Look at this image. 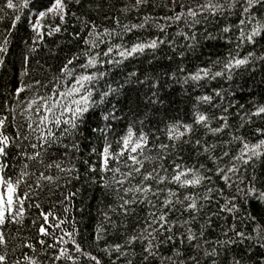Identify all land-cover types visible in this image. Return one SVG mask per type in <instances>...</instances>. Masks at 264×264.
<instances>
[{
	"label": "snow or ice",
	"instance_id": "obj_1",
	"mask_svg": "<svg viewBox=\"0 0 264 264\" xmlns=\"http://www.w3.org/2000/svg\"><path fill=\"white\" fill-rule=\"evenodd\" d=\"M79 2L80 0H76L77 4ZM172 2L175 3V0ZM146 3L147 0H135L134 3L126 4L120 11L125 13L130 9L138 11ZM225 6L229 10L236 7L240 9L241 26L248 23L253 25L250 31L241 29L239 38L242 43H252L257 36L264 35V19H261L260 13L255 11L257 8H264V0H239V2L225 0V4L220 3L219 0H203V2H194L186 9L181 5L183 12H173L171 17L165 19L180 20L182 15L186 14L193 23H197L201 16L223 13ZM66 9V0H47L46 4L39 3V0H18V2L3 0V7H0V22L6 21L5 32L12 33L17 28L18 22L25 21L32 33L29 52H33L44 42L45 36L50 37L54 33L61 32V26L66 23L68 14ZM21 12L24 13L23 16ZM57 19L58 24L48 23ZM112 19L115 20L119 31L108 27L100 31L95 24H92L91 27L84 29L88 33L87 36L74 32L73 35L80 37V41L85 45L84 49L64 57L50 78L41 68V71L45 72L42 78L33 77L30 83L21 80L9 94L11 102L5 101L0 109V264H9L11 255L17 252L19 257L11 259V264H42L40 254L47 255L46 249L54 250L48 264H56L62 258L71 261L72 264H76V261L82 258L101 264L99 258L82 251L81 245L74 236L76 232L74 218L71 229L62 226L69 223L66 217L71 203L82 192V188L73 184V181H79L80 174L78 163L70 157L69 149L79 151L75 137L85 114L110 93L118 91L109 88L107 92L99 94V100L94 98L95 83L105 75L104 72L99 71L98 66L118 65L122 60L145 49H155L162 43L159 40L138 41L129 47L115 43L113 37L122 39L123 33L143 28L144 23L121 25L117 17ZM148 19L149 17H144L145 22ZM158 27L163 29L164 26L158 25ZM223 31L228 32L229 28L225 27ZM8 42V35L0 36V63L6 60L5 53L9 51ZM101 54L103 59L100 58ZM251 55L249 53L243 58L230 56L219 71L210 72L207 68H199L190 75V79L200 81L220 77L226 70L230 78L231 71L245 65ZM23 61L27 64L29 57L24 56ZM27 75L28 69L22 65L21 76ZM22 93L27 94L22 97ZM211 99L208 95L197 97V101L208 102ZM226 112L227 109H222L220 116L212 118L226 121L227 117L223 114ZM247 116L249 120L252 116L264 118V104L254 105ZM103 118L107 120L109 113L106 112ZM112 118L116 117L112 116ZM136 123L134 119L122 130L115 149L112 148L110 139L111 126L106 124L101 131L103 144L92 147V158L85 159L83 163L86 181L93 185L99 184L105 193L114 196L116 203L108 204L107 209L102 212L104 222L111 224L113 228L116 224L110 219L111 213L115 212L126 217L132 211L130 206L147 205V215L137 226L139 231L134 229L132 234L125 235L123 244L110 245L111 249L124 256L134 246V242L143 241L142 251L146 254L144 259L147 261L153 256H159L154 241H157L160 235L169 233L164 236L162 242L173 240L177 235L180 236L181 242L185 238L189 242L199 239L191 228L186 230V237L184 233L175 232L173 224L176 222L170 220L169 214L179 204L185 212H188L190 220L195 219L194 214L198 213L203 205L198 203L200 197L195 193L190 195L187 189H195L206 180L211 182V177L204 175L200 170L205 168L204 164H201L199 169L190 167L179 162L178 155L169 158L167 160L169 166L165 167L167 150L174 149L177 142L189 143L190 139L182 140V138L191 132L194 125H200L213 134H223L227 124L219 123L217 127H209V117L197 111L191 124L177 121L169 124L165 129H159L158 131L167 135L169 143L156 144L154 140L158 137L150 138L142 130L143 121H140V129L136 128ZM95 131L96 129H93V132ZM254 131L256 134L254 142L243 135H235L229 131L231 140L223 141L225 147L219 155L214 153V145L202 142L200 139L195 141L194 146L197 154L203 149L204 154L214 165L215 175L226 186L237 187L240 199L247 202L255 200L264 204V185L257 186L255 175L256 163L264 162V127H256ZM233 143L237 145L234 152L228 149V145ZM152 147L162 151L152 155L150 154ZM226 157L228 159L225 162ZM247 166L252 167V176L247 185H244L239 173ZM233 177L239 181L238 184L234 183ZM46 190L51 195H55L57 191L60 193L55 204L47 210L42 204ZM181 190H184L183 199L178 195ZM212 192V188H206L203 200L210 202ZM219 195L223 198V203L219 206L220 213H236L238 197L224 198L223 190L219 191ZM56 205L63 209L62 214L56 209ZM246 215L254 225L251 231L256 233L257 247L264 249V224H257L255 216ZM26 219H30L31 224L26 223ZM182 223L187 224L189 221L184 220ZM12 226H16L15 231ZM25 229L34 234L29 236ZM106 231L107 229L98 223L95 229L96 240L102 239L101 234ZM231 231L240 242H249L251 247L254 239L251 233L246 235L235 226L231 227ZM224 236L226 239L217 240L216 246L212 247L211 251H204L203 255L215 257L220 248L237 242L228 237L227 231L224 232ZM17 239H20L19 243L15 242ZM10 243L11 253L8 251ZM196 247L198 248L199 245ZM105 251H108V247ZM173 252L175 256H180V252L175 248ZM73 253H79V256ZM161 259L165 258L161 257ZM166 259L170 264H177L172 257ZM188 259L195 261V257ZM127 264H131V261ZM178 264H186V262L180 260ZM231 264H243V261L233 257ZM261 264H264V260Z\"/></svg>",
	"mask_w": 264,
	"mask_h": 264
},
{
	"label": "trees",
	"instance_id": "obj_2",
	"mask_svg": "<svg viewBox=\"0 0 264 264\" xmlns=\"http://www.w3.org/2000/svg\"><path fill=\"white\" fill-rule=\"evenodd\" d=\"M134 2L135 0H80L77 4L76 0H66L68 14L66 23L61 26V32L54 33L50 37L45 36L44 42L33 52H29L32 33L25 21L18 22L17 28L12 33L5 32L6 21L0 22V36H9L7 45L9 51L5 53V62L0 63V109L5 101L11 102L9 94L21 80L30 83L33 77L42 78L45 72L50 78L64 57L84 49L85 45L80 41V37L73 35L74 32L87 36L88 33L84 29L91 27L92 24H95L100 31L105 27L119 31L112 17H117L121 25L144 23L143 28L123 33L122 39L113 37V40L125 47L138 41L159 40L162 43L158 44L157 48L138 52L122 60L118 65L98 66L99 71L104 72L105 75L95 83L94 98L99 100V94L107 92L109 88L118 91L110 93L85 114L75 137L79 151L69 149L70 157L78 163L80 174L79 181H73V184L82 188V192L71 203L66 217L69 223L62 226L71 229L74 218L76 224L74 236L81 245L82 251L99 258L101 264H127L128 261H131V264H170L167 257H172L177 264L180 260H184L186 264H231L233 257L241 259L243 264H261L264 260V249L257 247L256 233L251 231L254 225L246 214L255 216L257 224H264V204L255 200L247 202L240 199L237 187L226 186L215 175L214 165L204 154L203 149L197 154L194 145L195 141L200 139L202 142L214 145L213 151L219 155L225 147L223 141L231 140L229 131L235 135H243L254 142L255 128L264 127V118L252 116L249 120L247 116L254 105L264 104V35L257 36L252 43L240 41L241 29L250 31L253 25L251 23L240 25L241 15L238 7L229 10L225 6L223 13H209L207 16H201L197 23H193L186 14L182 15L180 20H166L165 17H171L173 12H183L181 5L186 9L194 2H203V0H175V3L172 0H147L138 11L131 9L126 13L120 11L126 4ZM219 2L225 4V0ZM39 3L46 4L47 0H39ZM0 7H3V0H0ZM255 11L260 13L261 19H264V8H257ZM21 15L23 16L24 13L21 12ZM145 16L149 17L147 22L144 20ZM48 23L58 24L59 20ZM158 25H163V29ZM225 27L229 28L228 32L223 31ZM105 39L107 41V38ZM249 53L252 55L248 58V62L232 70L230 78L226 70L220 77L200 81L190 79V75L199 68H207L210 72L219 71L230 56L243 58ZM24 56L29 57L27 64L23 61ZM100 58L103 59L102 54ZM22 65L28 69L27 76H21ZM41 68L45 72H42ZM26 94L22 93L21 96ZM204 95L211 96L212 99L208 102L197 101V97ZM155 100L159 102L153 103L152 101ZM222 109H227V112L223 113L227 120L213 119L212 117L222 114ZM197 111L209 117V127L226 123L227 127L223 134H213L200 125H194L191 132L182 138V140L190 139V142H177L174 149H168L164 164L168 167L167 160L178 155L179 162L190 167L199 169L200 165L204 164L205 168L200 170L204 175L211 177V182L206 180L195 189H187L190 195L193 193L198 195L200 197L198 203L203 205L199 212L194 214L195 219L190 220L188 212H185L179 204L169 214L170 220L176 222L173 224L175 232L184 233L186 237V230L191 228L199 239L189 242L185 238L181 242L180 236L177 235L173 240L162 242L164 236L169 234L165 233L154 241L159 256H153L146 261L144 259L146 254L142 251L143 241L134 242V246L121 256L119 252L111 249L110 245L123 244L125 235L132 234L134 229L139 231L137 226L147 215V205L130 206L132 211L126 217L115 212L111 213L110 219L115 222V228L104 222L102 212L107 209L108 204H115L116 201L114 196L105 193L99 184L93 185L86 181L83 161L92 158V147L103 144L101 131L106 124L111 126L110 139L113 149L117 146L116 141L122 130L134 119L137 122V129L141 128L140 121H143L142 130L150 138L158 137L154 143L168 144L167 135L158 130L165 129L169 124L177 121L191 124ZM106 112L109 113L107 120L103 118ZM112 116L116 118L113 119ZM93 129L96 131L93 132ZM236 146L235 143L230 144L228 149L234 152ZM160 151L162 150L152 147L150 154L155 155ZM227 159L226 157L225 162ZM239 175L244 180V185H247L252 176V167L241 169ZM255 175L257 186L264 185V162L256 163ZM233 181L235 184L239 183L235 177ZM171 187L176 186L171 185ZM206 188L213 189L210 202L203 200ZM220 190H223L224 198L238 197L236 213H220L219 206L223 203V198L219 195ZM183 191L178 193L181 199H183ZM59 195L58 191L55 195H51L46 190L45 199L42 201L43 208L47 210L54 205ZM56 209L63 213L59 205H56ZM234 216L236 218H233ZM184 220H188L189 223L183 224ZM26 223L31 224V220L26 219ZM98 223L107 231L102 233L103 238L97 241L95 229ZM232 226L244 231L246 235L251 233L254 238L251 247L249 242H240L239 238L234 236L231 231ZM12 228L15 231L16 226ZM24 231L29 236L34 234L28 229ZM225 231L228 237L237 242L220 248L215 257L203 255L204 251H211V248L216 246L217 240L226 239ZM15 242L19 243L20 239ZM196 245L199 247L197 248ZM66 246L71 247V245ZM106 247L108 251H105ZM173 248L180 252V256L174 255ZM8 251L11 253V243ZM45 251L47 255L40 254L42 264H48L54 250ZM73 255L79 256V253ZM18 257L19 252L11 255V259ZM161 257L165 259L162 260ZM189 257H195V261L189 260ZM56 264H72V262L62 258ZM76 264H95V262L82 258L77 260Z\"/></svg>",
	"mask_w": 264,
	"mask_h": 264
}]
</instances>
